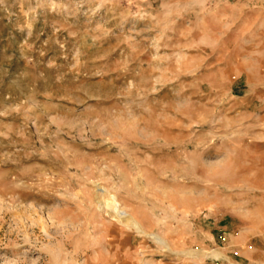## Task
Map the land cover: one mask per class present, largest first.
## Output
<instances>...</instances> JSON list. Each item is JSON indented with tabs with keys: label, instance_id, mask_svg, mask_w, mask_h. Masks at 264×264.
<instances>
[{
	"label": "rangeland",
	"instance_id": "374dc122",
	"mask_svg": "<svg viewBox=\"0 0 264 264\" xmlns=\"http://www.w3.org/2000/svg\"><path fill=\"white\" fill-rule=\"evenodd\" d=\"M0 264H264V0H0Z\"/></svg>",
	"mask_w": 264,
	"mask_h": 264
}]
</instances>
